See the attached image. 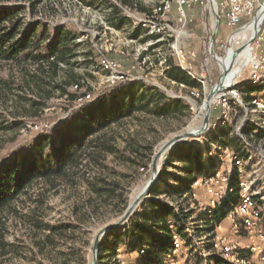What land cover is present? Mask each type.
I'll return each mask as SVG.
<instances>
[{"label":"rangeland","instance_id":"1","mask_svg":"<svg viewBox=\"0 0 264 264\" xmlns=\"http://www.w3.org/2000/svg\"><path fill=\"white\" fill-rule=\"evenodd\" d=\"M90 1L91 4L84 0H0V6L22 8L20 15L23 16L27 26L40 21L50 29L64 25L79 33V38L75 41H82L78 55L73 60V70L80 76V82L84 81L86 89L91 91L96 99L83 105L97 102L100 90L104 85H108L104 81V72L97 66V58L94 57L92 60V56L88 54L90 49H95L97 46L98 54L102 51L108 58L117 59L122 63L123 68L130 74L144 76L145 81H140L143 89L155 88L174 99H185L188 107L176 109L165 118L135 113L131 118L111 127L113 130H109V135L115 138L114 145L117 147L124 149L128 143L151 147L150 159L144 163L146 165L142 163L130 165L122 159L119 152L117 155L109 154L103 160V165L90 164L78 172H70L67 178L56 179L55 182L39 179L21 193L17 200L0 212V232L3 238V247L0 246V264H91V244L96 234L106 225L115 223L122 217L132 202L134 189L146 186L150 179L151 158L154 153L174 136L191 128H198L203 118L201 114L204 112L201 105L203 106L213 85L222 77L219 65L214 62L208 67L210 82L205 87L199 81L200 87L197 88L179 87L176 81L166 77L160 65V60L163 57H170L171 52L167 50L165 44L160 45L157 42L154 44L155 49L147 45V42H154L156 37L147 35L140 29L135 34L136 29L132 26L131 18L121 9L127 5H121L120 0ZM131 1V4L136 3L141 8H151L159 0H129ZM112 4H117L120 9L122 24L119 28L111 26L110 20L107 19L106 14ZM205 15L203 20L199 16H193V21L187 25L188 33L192 32L193 36L183 37L179 42L186 53L195 51L196 57L191 61L196 66L205 56V48L209 45L208 40L211 35L207 24L208 15ZM203 23L207 24L206 28L203 27ZM223 39L225 45L227 43V46L228 44L231 46L226 38ZM237 45L239 43H234L233 46ZM244 45L238 49V52L246 47ZM144 51H148L151 64L138 67L135 65L134 57ZM233 51L235 48H231L229 53ZM224 61L227 63L226 58ZM172 62L176 67L181 68L178 61L173 59ZM23 65L15 62H0V119L3 122V127L0 129V164L11 162L17 155L27 150L38 134H52L58 123L66 119L67 109L77 108L67 98L51 96L48 105L43 106L41 111L35 112L29 100L38 98L24 86L26 74ZM240 67L241 65L236 69L237 71L235 70L234 78L237 77ZM131 82L134 81L120 83L126 89H130ZM249 89L247 85L241 87L242 101L252 97ZM216 99L217 97L214 98ZM214 100L210 106L207 132L198 137L184 139L182 142H174L163 151L158 159V175L155 184L151 187L153 190L137 204L128 220L119 226L120 231L124 232L129 220L136 214L142 215L143 210L155 211L157 214L159 206L152 205V201L159 205L172 206L179 211L184 217L172 230L174 232H178V228L183 231L186 228L190 230L193 236L192 246L190 247L191 242L185 239L188 244V246L184 245L187 246L186 248L170 253L169 257H165L164 254L159 256L163 259V264H212L214 260L213 252H207L205 247L210 244L202 237L213 227L206 228L205 221L201 219L205 214L202 208L210 200V195L201 180L213 175L216 167L224 165L225 146L234 149L239 146L240 143L234 136V123L242 115L241 110L236 109L232 115L231 125L221 129L223 141L220 142L216 132L208 133L219 113ZM27 121H34L38 129L23 130L22 125ZM216 140L219 142H215ZM189 151L192 153L200 151L202 162L209 174L200 175L196 180L197 184L196 181L193 182L190 187L192 192L190 197L186 194L182 197L172 196L167 190L179 186V180L183 177L187 178L186 164L179 158ZM161 172L164 173L163 177L160 176ZM100 175L118 185L114 187L115 193L105 197L106 199L96 196L89 185V181H95ZM139 219L145 218L142 215ZM228 221H223V227L219 232L233 238V231ZM48 226H59L60 233L52 232ZM151 228L152 235H160L155 225ZM109 232L100 240L106 250L114 247V239L113 236H108ZM134 245L131 239L125 237L117 247L114 260L121 264H154L153 260L144 256L145 248L134 251Z\"/></svg>","mask_w":264,"mask_h":264},{"label":"trees","instance_id":"2","mask_svg":"<svg viewBox=\"0 0 264 264\" xmlns=\"http://www.w3.org/2000/svg\"><path fill=\"white\" fill-rule=\"evenodd\" d=\"M84 1L89 3L90 0ZM131 3L132 1L129 2V0H120L121 5L128 6ZM138 8L141 11L144 10L140 6ZM21 11L22 8L17 6L13 8L0 6V62L26 64L23 65L26 74L23 82L25 88L38 98L29 100L35 112L36 110L41 111L43 106H47L51 96L67 98L72 102L76 99V94L71 92L69 87L81 83L80 76L73 70V60L78 55L80 41H82H75L79 38V33L64 25L50 29L48 25L40 21L27 26L23 16L20 15ZM119 11V6L112 4L106 14L107 19L110 20L109 24L116 28L122 24ZM138 30L136 29L135 34L138 33ZM88 54L92 56V60L99 55L94 48L90 49ZM167 64L169 65L165 70L167 78L178 84L183 83L187 87H200L197 80L189 77L172 61L167 60ZM131 83L130 89H126L122 83L104 85L98 94L97 102L78 108H68L66 119L58 123L52 134H38L27 150L17 155L11 162L1 163L0 212L17 200L18 196L35 184L37 180L55 182L56 179L67 178L70 172H78L90 164L103 165V160L109 154L121 153L122 159L130 165L148 162L151 154L150 146L128 143L124 149H121L114 145L115 138L109 135L113 130L111 127L122 120L131 118L135 113L165 118L176 109L187 108L188 104L185 99H174L155 88L145 90L140 81ZM124 89L126 90L124 91ZM65 95L66 97H64ZM2 127L3 122L0 119V129ZM134 157L138 160H135ZM179 159L186 164L185 176L187 178L183 177L179 180V186L167 190V193L178 197L186 194L190 197L192 195L190 187L193 182L200 175L209 173L202 162L200 151L195 153L189 151ZM160 174L163 177L164 173ZM95 179V181H89V185L96 196L105 198L115 193L116 188L114 187H117V184L110 182L102 175ZM152 190L153 188L150 189V192ZM152 205L159 206L157 214L155 211L143 210L144 220L139 219L141 214H136L125 225L127 229L124 232H121V228H119L108 233V236H113L114 247L106 250L102 242L100 243L98 264H121L114 258L119 243L123 242L125 237L131 239L135 244L134 251L145 248V257L153 260L154 264H163V259L159 256L169 251L172 246L173 232L169 225L177 227L184 216L172 206L159 205L154 201H152ZM224 214L220 209H217L212 215L205 212L201 219L205 221L206 228L209 229V226L213 227L211 221L217 223L224 217ZM154 215L155 217H153ZM151 218L153 220H150ZM153 225L156 226L160 235H152L151 227ZM48 229L60 233L59 226H48ZM178 231L183 235V229L178 228ZM2 239L0 232L1 247H3Z\"/></svg>","mask_w":264,"mask_h":264},{"label":"built area","instance_id":"3","mask_svg":"<svg viewBox=\"0 0 264 264\" xmlns=\"http://www.w3.org/2000/svg\"><path fill=\"white\" fill-rule=\"evenodd\" d=\"M212 3L214 7L211 6ZM137 6L134 3L121 9L128 13L135 29L156 37L154 42H147L151 49H155L154 44L158 42L160 45L165 44L171 52L170 57L160 60L162 71L165 72L169 67L167 60L175 59L189 77L199 81L204 87L210 82L209 65L216 62L222 72V61L232 54H229V50L235 48L237 51L242 47L245 37L246 43L252 39L251 44L245 43L248 49L246 61L241 65L233 84L221 91L214 100L215 103L213 102L219 113L208 133L216 132L218 140L222 142L221 129L231 125L232 115L236 109H240L242 115L234 121V136L240 144L235 149L225 146L224 165L216 167L213 175L201 180L210 195L203 211L212 215L215 210L220 209L225 213L217 223L211 221L213 229L202 237L210 244L205 246L207 252H213L212 264H264V0H159L151 8H144L142 11ZM205 14L208 15L207 24L211 35L209 45L205 48V56L196 66L191 61L196 57L195 51L186 53L179 42L183 37L193 36L192 32L187 31V25L193 21V16H199L203 20ZM259 15L260 18L254 25ZM207 24L203 23V27L206 28ZM223 38L231 46H227V43L225 45ZM234 43L239 45L234 47ZM95 49L99 50L97 46ZM147 52L134 57L136 66L146 67L151 64ZM97 66L104 72V81L108 85L145 81L144 76L130 74L122 63L108 58L102 51H99ZM83 82L69 87L76 94L72 104L77 108L96 100ZM246 85L250 87L252 97L242 101L241 87ZM178 86L187 88L183 83ZM22 128L37 130L38 125L34 121H27ZM218 140L215 142H219ZM197 183L196 181L195 184ZM224 220H229L233 238L220 234ZM169 226L171 230L174 227L172 224ZM172 232V246L164 254L165 257L186 248L188 244L185 239L192 246L193 236L190 230L186 228L183 235L179 231Z\"/></svg>","mask_w":264,"mask_h":264},{"label":"water","instance_id":"4","mask_svg":"<svg viewBox=\"0 0 264 264\" xmlns=\"http://www.w3.org/2000/svg\"><path fill=\"white\" fill-rule=\"evenodd\" d=\"M219 18H217V22H218ZM252 39L248 40L246 45L251 44ZM234 56H235V52H232V54L230 55V61L228 64V73L231 74L232 73V63L234 61ZM221 77L219 78V80L213 85L212 89L208 92V95L206 96L204 103H203V118L202 121L200 123V125L198 126V128L194 129L191 128L187 131L182 132L181 134H178L176 136H174L172 139H170L168 142L165 143V145H163L156 153H154L153 157L151 158V174H150V179L148 180V182L146 183V186L143 188V190L141 191L140 195H138L133 202H131L128 207L125 210V213L122 215V217L120 219H118L117 222L115 223H111L106 225L105 227L102 228L101 231H99V233L96 234V236L94 237L93 241H92V247H91V264H98V254H99V250H100V240L102 238V236L114 229L119 228L120 225H122L124 222H126L129 218V216L133 213L134 208L137 206V204L148 195L151 187L155 184L156 179H157V175H158V164H159V157L161 156V154L163 153V151L169 147L171 144H173L174 142H182V140L187 139V138H191V137H198L200 135H203L204 133L207 132L208 129V123H209V116L211 114V102H212V98H214V95L217 94V92L219 91H223L226 90L230 87V85L233 84L234 82V78L232 76L230 85L228 86H222L220 83ZM218 85V87H217Z\"/></svg>","mask_w":264,"mask_h":264},{"label":"bare ground","instance_id":"5","mask_svg":"<svg viewBox=\"0 0 264 264\" xmlns=\"http://www.w3.org/2000/svg\"><path fill=\"white\" fill-rule=\"evenodd\" d=\"M211 6L212 7H214V3H212L211 4ZM261 15V14H260ZM260 15L258 16V17H256V20H255V22H254V25L257 23V21L259 20V18H260ZM246 38L247 37H245L244 39H243V45H244V43H245V40H246ZM243 47V46H242ZM239 50H237V51H235V54L238 52ZM247 51H248V49H247V47H245L244 49H242L240 52H238V54H236V56L233 58L234 59V61H233V63H232V73L231 74H229L228 73V64H229V61H230V53L228 54L229 56L226 58L227 59V63L225 62V61H222V72H221V80H220V83L219 84H221L222 86H228V85H230V82H231V79H232V76H233V78H234V74H235V70L237 69V68H239V66L240 65H242L243 63H245V61H246V56H247ZM224 66H225V70H223L224 69ZM237 71V70H236ZM235 79V78H234ZM217 87H218V85H217ZM218 94H220V93H217V94H215L214 95V98H216V97H218ZM214 98H212V101L214 100ZM201 107L203 108V106L201 105ZM199 114H201V111L199 110ZM203 115V113L201 114V116ZM196 129V128H195ZM143 187L144 186H142V187H139V188H136V189H134V191H133V193H132V196H131V200H132V202L134 201V199L138 196V195H140V193H141V191L143 190Z\"/></svg>","mask_w":264,"mask_h":264}]
</instances>
